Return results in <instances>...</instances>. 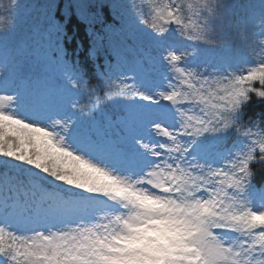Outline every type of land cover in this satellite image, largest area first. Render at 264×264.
<instances>
[{
    "label": "snow or ice",
    "instance_id": "obj_1",
    "mask_svg": "<svg viewBox=\"0 0 264 264\" xmlns=\"http://www.w3.org/2000/svg\"><path fill=\"white\" fill-rule=\"evenodd\" d=\"M5 11L0 264H264V0Z\"/></svg>",
    "mask_w": 264,
    "mask_h": 264
},
{
    "label": "trees",
    "instance_id": "obj_2",
    "mask_svg": "<svg viewBox=\"0 0 264 264\" xmlns=\"http://www.w3.org/2000/svg\"><path fill=\"white\" fill-rule=\"evenodd\" d=\"M21 2H26V0H21ZM237 4H247L253 2V0H235ZM10 4V0H0V32L8 29L10 27V17L7 15L5 9ZM237 12L239 13L240 10L238 9ZM253 110H258L257 106H254ZM258 179H264V170H260L257 173Z\"/></svg>",
    "mask_w": 264,
    "mask_h": 264
}]
</instances>
